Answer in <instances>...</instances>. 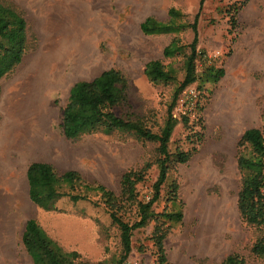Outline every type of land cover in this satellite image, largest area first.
I'll use <instances>...</instances> for the list:
<instances>
[{"label":"rangeland","instance_id":"obj_1","mask_svg":"<svg viewBox=\"0 0 264 264\" xmlns=\"http://www.w3.org/2000/svg\"><path fill=\"white\" fill-rule=\"evenodd\" d=\"M9 2L26 20L27 47L20 63L0 78V121L4 123L0 127V264H31L21 242L29 218L64 250L77 251L87 264H113L120 249L119 230L99 186L118 194L122 173L149 162L136 184L137 199L147 201L158 174L157 143L122 132L66 138L62 106L74 82L114 67L127 78L134 111L158 130L183 77L182 54L164 58L162 50L178 38L188 53L194 35L189 25L195 17L196 71L215 64L224 73L215 82L197 79L177 96L168 149L190 150L191 155L186 162L170 166L151 208L182 214L179 221L164 224L169 264H220L233 252L245 264H264V257L251 253L255 240L264 237V223L247 224L236 205L242 178L236 163L238 139L246 128L264 122V0ZM170 9L179 15H170ZM147 16L184 27L145 34L140 23ZM48 42L55 46L47 51ZM151 59L173 67L176 80L150 82L143 69ZM189 87L195 96L179 107L178 98ZM32 139L35 157L30 156ZM32 161L48 162L58 174L75 170L81 181L73 185L62 181L55 196L33 201L25 174ZM169 183L177 185L175 205L168 199ZM121 217L137 218L136 206ZM153 227L154 221L149 220L132 231L128 260L137 264L156 260Z\"/></svg>","mask_w":264,"mask_h":264},{"label":"trees","instance_id":"obj_2","mask_svg":"<svg viewBox=\"0 0 264 264\" xmlns=\"http://www.w3.org/2000/svg\"><path fill=\"white\" fill-rule=\"evenodd\" d=\"M203 0H201L202 2ZM172 16L179 14L170 9ZM196 18L189 26L193 30V39L189 44L188 53L183 52V45L178 38H172L162 50L164 58L182 54L181 69L183 77L175 87L169 104L167 116L158 130H152L145 115L137 114L128 100V81L117 68L102 70L91 79L74 82L69 90L61 110V128L64 136L69 139L84 134H112L122 132L133 137L157 143L155 164L158 169L156 180L152 184L153 193L147 201L137 199L136 184L143 179L150 163L146 162L140 169L124 171L119 180V192L100 185L104 205L109 216L119 230L118 255L113 264H124L131 251V233L134 229L143 227L149 220L154 221L152 231L153 244L156 248V260L152 264H169L167 262L163 239L166 235L165 221H179L181 211L154 212L151 208L160 196V187L167 177L170 166L184 163L191 151L174 150L170 152L168 143L176 124L172 109L181 90L197 79L202 81H217L224 73L223 68L209 64L196 71ZM184 26L172 21H159L153 16H147L140 23V29L145 34L177 32ZM26 20L20 10L9 0H0V78L10 73L21 61L26 50ZM146 78L155 84L170 83L176 80L175 69L165 65L161 59H151L144 64ZM264 118V114H263ZM239 151L236 158L240 171L241 186L237 195V211L240 218L251 225L264 223V122L260 127L246 128L237 142ZM28 196L33 201H42L57 194L60 182L73 185L81 181L75 170H66L58 174L48 162L32 161L26 168ZM168 199L175 205V183H169ZM136 206L137 218L124 220L122 212ZM21 242L26 253L31 258V264H87L75 250H64L53 240L33 218L25 221L21 234ZM251 253L264 257V237L255 240ZM97 264H104L102 261ZM220 264H245L238 253H229Z\"/></svg>","mask_w":264,"mask_h":264},{"label":"built area","instance_id":"obj_3","mask_svg":"<svg viewBox=\"0 0 264 264\" xmlns=\"http://www.w3.org/2000/svg\"><path fill=\"white\" fill-rule=\"evenodd\" d=\"M213 56H216V54L214 53L213 54ZM193 96H195V91H194V89L192 88V87H189V88H187V89H185L184 91H183V93L181 94V96L178 98V101H179V107L181 106V104H182V102H184L185 101V99L187 98V97H189V98H191V97H193ZM124 264H137L134 260H126L125 262H124Z\"/></svg>","mask_w":264,"mask_h":264},{"label":"crops","instance_id":"obj_4","mask_svg":"<svg viewBox=\"0 0 264 264\" xmlns=\"http://www.w3.org/2000/svg\"><path fill=\"white\" fill-rule=\"evenodd\" d=\"M61 42H62V40H61ZM50 42H48V44H49ZM55 46V44H52V46H51V48H49L50 46L48 45V46H46V49H47V51L48 50H50V49H52L53 47ZM3 125H4V123L2 122V121H0V127H3ZM33 140V143H32V145H31V147H30V156L31 157H35V149H34V139H32ZM41 155V154H40ZM2 157V155H0V158Z\"/></svg>","mask_w":264,"mask_h":264},{"label":"bare ground","instance_id":"obj_5","mask_svg":"<svg viewBox=\"0 0 264 264\" xmlns=\"http://www.w3.org/2000/svg\"><path fill=\"white\" fill-rule=\"evenodd\" d=\"M59 43H61V40H60V42H59ZM51 44H52V43H49V44H48V45L50 46L49 48H51V46H52ZM48 45H46V46H48Z\"/></svg>","mask_w":264,"mask_h":264}]
</instances>
